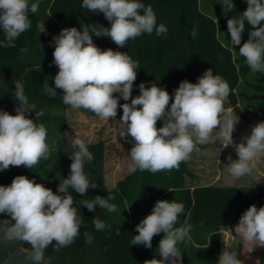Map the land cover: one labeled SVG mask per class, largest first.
Wrapping results in <instances>:
<instances>
[{"label":"clouds","instance_id":"1","mask_svg":"<svg viewBox=\"0 0 264 264\" xmlns=\"http://www.w3.org/2000/svg\"><path fill=\"white\" fill-rule=\"evenodd\" d=\"M246 3L242 14L227 19L230 42L234 47L241 45L247 22L251 26L249 37L238 53L253 73L264 74V0H246ZM221 5L225 16L234 8L233 0H223ZM39 7L40 0L31 3L30 0H0V29L4 36L0 47H16L20 35L31 28L29 13H37ZM81 7L88 12L103 13L111 26L97 28L82 24V30L64 28L53 37V64L58 73L54 77L55 87L44 85L45 95L54 98L57 89H61L65 105L74 110L90 111L102 121L115 120L118 108H122L120 123L123 128L119 135L126 140L131 137L128 141L133 145L128 164L131 173L179 170L182 162L191 159L197 145L208 143L219 126L216 132L223 141V148L234 147L238 156L236 160L228 157L229 182L252 174L264 156V121L255 124L251 134L244 136L240 143L234 142L233 133L239 117L224 115L231 89L223 77L214 75L209 68L197 83L181 81L174 96L156 83L146 87L141 82L140 94L133 98L139 61L125 51L101 50L93 42V35L108 37L118 48H124L129 40L143 34L155 32L157 37L167 36L168 28L164 23L157 24V15L151 5L145 6L141 0H83ZM37 29L39 34L45 33V22L38 23ZM191 35L197 36L196 29ZM14 83V98L18 102L16 114L0 110V171L10 166L31 170L51 155L45 125L35 123L26 115L29 100L24 85L20 81ZM120 98L130 103L121 105ZM158 121H163L162 127H157ZM68 147L72 161L70 174L59 183V194L24 175L14 177L9 186L0 185V214L11 217V220L0 221V233L8 242L29 243V259L33 264H42L50 246L58 252L70 246L79 235L84 219L74 206L75 198L69 189L86 196L89 188L97 187L84 170L85 164L94 160L85 141L76 134ZM114 198V195L106 198L96 195L91 200H82L81 205L92 212L97 205L110 213L117 212V206L110 203ZM184 209V204L175 200H157L151 213L136 226L138 234L130 241L131 245L151 249L153 237L164 234L157 250L161 259L146 260L144 264H182L179 245L191 239L193 229L187 222L177 227ZM125 210H130V206ZM93 224L99 231L108 227L95 217ZM234 231L248 246V253L257 246L264 248V206L250 205ZM84 235L85 242L92 243L93 237L87 232ZM218 264H242V261L225 247Z\"/></svg>","mask_w":264,"mask_h":264},{"label":"trees","instance_id":"2","mask_svg":"<svg viewBox=\"0 0 264 264\" xmlns=\"http://www.w3.org/2000/svg\"><path fill=\"white\" fill-rule=\"evenodd\" d=\"M31 2L35 0H30ZM82 2L83 0H40L38 12L29 13L32 21L30 30L20 35L16 47H0V104L18 103L14 98V82H22L29 100L28 105H31L26 115L35 123L45 125L51 147L49 159L38 163L31 170L10 166L8 170L0 171L2 186H9L14 177L24 175L50 188L54 194H59V183L70 174L71 149L68 147L70 143H66L65 132L66 111L70 106L63 103L61 89H57V95L52 98L44 94V85L47 83L55 87L54 77L58 68L53 64V37L58 36L62 29L76 27L82 30V24L97 28L99 25L105 28L111 26L103 13L88 12L81 7ZM141 2L145 6L153 7L157 24L164 23L168 28L167 36L157 37L155 32L151 35L143 34L129 40L124 48H118L108 37H92L95 45L101 50L111 48L113 51H125L133 60L139 61L140 69L137 70L133 87L138 95V86L144 82L146 87L156 83L167 90L170 96H174V91L181 81L197 83L198 78L211 68L214 75H220L229 83L231 92L228 99L235 114L244 120L255 117L264 121V74L257 72L255 92L247 96L248 103L245 109H242L236 89L242 76L247 74L250 68L245 59L241 56L235 57L231 47L219 37V33L227 26V19L246 9L247 5L232 10L218 22L201 10L199 0ZM40 22H45V33L38 32L37 24ZM193 29L197 31L195 38L191 35ZM3 40V30L0 29V41ZM126 102L122 99L120 104ZM118 112L123 113L122 108H118ZM10 114L15 115L16 112ZM162 126L163 121H158L157 127ZM51 136L58 137V140H51ZM86 145L94 160L86 163L84 170L97 187L89 188L86 196L69 189L75 198L74 206L81 213L84 223L78 237L70 246L58 252L50 246L45 251V258L50 264H144L146 260L161 259L157 250L163 233L153 237L151 249L130 244L134 235L138 234L135 231L136 226L151 213L157 200H175L183 203L185 209L179 217L177 227L185 222L191 224L193 229L190 235L197 242L202 241L199 240L200 233H213L210 246L216 244L219 255L220 229L230 227L234 231L240 217L250 205L255 204L257 208L264 206V185L192 186L185 182L184 176L190 173L185 162L180 164L179 170L154 174L137 170L118 180L115 187L108 189L104 178L103 143L100 141ZM53 157H56V163L52 166L50 160ZM45 166L51 168L42 173L41 170ZM49 171H52L50 175ZM59 171L61 176L58 178ZM96 195L105 198L107 195H114L115 198L110 203L115 204L119 211L110 213L97 205L96 211L92 212L81 205L82 200H91ZM129 206L130 210H125ZM94 217L102 220L108 227L103 231L97 230L93 224ZM85 232L93 237L92 243L85 242ZM21 247L31 251V245L27 242L0 241V264ZM179 247L181 250L182 247L192 248L193 243L190 239ZM244 247L240 258L242 264H248L251 260L264 264V248L257 246L248 253V246ZM201 251L204 256L205 249Z\"/></svg>","mask_w":264,"mask_h":264},{"label":"rangeland","instance_id":"3","mask_svg":"<svg viewBox=\"0 0 264 264\" xmlns=\"http://www.w3.org/2000/svg\"><path fill=\"white\" fill-rule=\"evenodd\" d=\"M201 10L205 12L206 14L214 17L218 22L220 19L224 18L225 15L222 11V3L223 0H199ZM234 9L239 8L241 6L247 5L246 0H233ZM246 9H242L241 11L237 12L233 15V17H238L240 14H242ZM232 18V17H231ZM251 30V26L245 23V30L242 34V42L241 45L247 41L249 37V31ZM219 37L226 45L230 46L233 54L235 57H240L239 55V47H234L230 42V33H228L227 26L225 29H223L219 33ZM258 74L253 73L251 69L248 71L247 74L243 75L241 78V82L236 89V94L238 96L239 105L242 109H245L248 99L247 96L254 93V84L257 80ZM119 95V94H114ZM138 96V94L133 90L132 91V97ZM122 98H120L119 103H121ZM127 103H130V100L127 101ZM225 113L224 115L226 117H232L237 118L238 116L233 111L229 99L225 101ZM17 108L14 106V109ZM12 109L11 106H5L3 108H0V110H4L9 112ZM123 113L117 112V116L115 120L109 119V121H102L98 117L95 116L93 113H89L87 110L79 109L74 110L71 107H69L66 111V137L67 139L71 140L74 138L76 134L79 135V138L91 141V142H102L104 147V160H105V167L108 171V176L110 178L109 183L114 185L116 181L122 179L126 175H128V164L131 162L130 159V149L133 146L132 143H129L128 141L131 140V137H128V139H124L119 135V132L122 131L123 126L120 123V118ZM262 122L260 119L255 117H249L248 119H241L239 118V123L235 127V131L233 133V140L235 143H240L242 138L244 136H248L251 134L252 127ZM216 131H219V126H217ZM214 131L212 135L218 136V132ZM92 135V137H90ZM101 137H105L106 140H102ZM58 138V137H57ZM57 138L50 137L51 140L57 141ZM97 142V143H98ZM210 143L216 142L219 144H223V141L218 140H211ZM207 144V143H206ZM204 144V145H206ZM199 146V145H197ZM229 146L227 148H224L223 151H221L218 155L210 156L206 162H204V165L201 166L202 161L200 160V156H191V159L187 162H185L187 169L191 170L193 172V175H189L190 178H196L195 175L197 173L200 175L201 170L205 171L206 173L212 174V171H218L222 175V178L219 180V183H230L227 179L229 177L228 174V166L229 163L228 157L231 156L233 160L238 159V156L236 152L230 151ZM234 148V147H233ZM216 159V160H214ZM46 161V160H41ZM216 161V163H214ZM39 162V163H40ZM52 162V163H51ZM51 165L53 166L56 163V157H53L52 160H50ZM201 163V164H200ZM51 167H44L41 172L46 173L47 170H49ZM259 171V172H257ZM260 174V177H257L256 174ZM264 156L261 157L260 161L257 163L256 168L253 170L251 176L246 175L242 177L241 182L243 184H249V185H255L259 181V179L262 177L264 179ZM186 174L185 176H187ZM184 176V178H185ZM192 178V179H193ZM245 178V179H244ZM189 180V179H188ZM194 181V180H191ZM0 219L5 220H11V217L6 214H0ZM14 222V221H13ZM222 236H223V242H224V249L225 247L228 248V250L235 252L237 254V257L240 259L242 250H244V242L241 241L234 233L233 229L230 227H224L222 229ZM0 241H6L3 239V233H0ZM254 259V258H252ZM248 264H257L254 260H251Z\"/></svg>","mask_w":264,"mask_h":264},{"label":"crops","instance_id":"4","mask_svg":"<svg viewBox=\"0 0 264 264\" xmlns=\"http://www.w3.org/2000/svg\"><path fill=\"white\" fill-rule=\"evenodd\" d=\"M200 4V3H199ZM201 8V7H200ZM5 106H11L12 109L9 111V113H12L15 111L14 106L18 107V103H2L0 104V108H3ZM31 105H27V108H30ZM67 136V135H66ZM92 137V135L90 136ZM101 139L104 141L106 140L105 137H101ZM219 137L216 135H212L211 140H218ZM71 140L67 139L66 137V143H70ZM85 143L88 144H95L97 142H91L84 140ZM223 144H219L216 142L210 143L208 142L206 145H199L197 146V150H195L191 156H200V160L202 161L201 166L204 165L205 160H207L210 156L218 155L221 151H223ZM230 151L236 152L233 147H230ZM216 160V159H214ZM216 163V161H214ZM190 173L185 176V182L192 186H207V185H220V186H250L249 184H243L240 183L243 179H238L234 183H219V180L222 178V175L220 172L212 171V174L206 173L205 171L201 170L200 175L197 173L195 175L196 178H190L189 175H193V172L189 170ZM259 172V171H257ZM52 171H49L48 175H50ZM257 177H260V174H257L254 172ZM264 175V174H263ZM61 176V172L59 171L57 173V177L59 178ZM251 176V175H250ZM105 183L108 189H111L116 186L117 182L112 185L109 183V176L107 168L105 167ZM189 179V180H188ZM229 180V177L227 178ZM245 179V178H244ZM194 180V181H191ZM259 185H264V179L261 177L259 181L257 182ZM1 221V219H0ZM222 227L219 231L220 234V248H219V255H217V249L216 244L211 243V238L213 236V233H208L207 231L200 233L199 240H202L201 242H197V240H194L191 236V241L193 243V247H182V264H218L219 257L224 250V242H223V236H222ZM202 243V244H200ZM204 243V244H203ZM205 249L206 254L204 256L201 255V250ZM30 250H27L23 247L19 248L12 256H10L5 262L2 264H33V262L29 259ZM42 264H50V261L45 258Z\"/></svg>","mask_w":264,"mask_h":264}]
</instances>
